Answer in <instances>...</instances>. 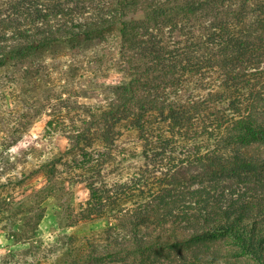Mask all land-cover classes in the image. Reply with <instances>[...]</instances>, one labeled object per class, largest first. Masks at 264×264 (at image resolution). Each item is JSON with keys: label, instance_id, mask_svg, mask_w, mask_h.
Masks as SVG:
<instances>
[{"label": "rangeland", "instance_id": "1", "mask_svg": "<svg viewBox=\"0 0 264 264\" xmlns=\"http://www.w3.org/2000/svg\"><path fill=\"white\" fill-rule=\"evenodd\" d=\"M81 6L0 0V60L24 53L0 66V264H264V82L260 99L192 81L117 111L120 27L65 38Z\"/></svg>", "mask_w": 264, "mask_h": 264}, {"label": "trees", "instance_id": "2", "mask_svg": "<svg viewBox=\"0 0 264 264\" xmlns=\"http://www.w3.org/2000/svg\"><path fill=\"white\" fill-rule=\"evenodd\" d=\"M78 1L81 7L92 11V16L86 25L66 32L65 38L89 36L112 25L120 27L122 58L133 72V78L129 81V89L124 90L127 99L117 106V111L135 108L141 111L142 103H157L154 97L148 98L154 89L164 91L167 87H178L181 90L182 85L192 81L197 89L210 92L217 83L218 90L214 95L225 103L239 85L247 88L246 92L250 91L253 99L261 98L264 0ZM49 36L48 33L40 37L41 42H35L39 47L44 46L50 42ZM23 37L18 35L20 40ZM32 38L35 40L38 35ZM57 38L58 35L53 41ZM6 54L9 60L24 55L23 51L15 48L8 49ZM6 58L0 60V66ZM144 94L145 99L141 98ZM161 102L165 106L164 100ZM201 105L206 106L205 102ZM163 106L160 109H164ZM112 115L114 113L109 114ZM239 220L225 227L215 226L212 234L232 236ZM255 239L260 241L264 238L256 234ZM236 240L251 257L256 258L261 253L256 251L261 245L254 246L251 251L246 250L240 235ZM159 244L145 245L144 251Z\"/></svg>", "mask_w": 264, "mask_h": 264}]
</instances>
